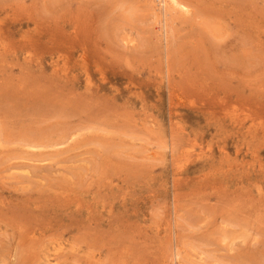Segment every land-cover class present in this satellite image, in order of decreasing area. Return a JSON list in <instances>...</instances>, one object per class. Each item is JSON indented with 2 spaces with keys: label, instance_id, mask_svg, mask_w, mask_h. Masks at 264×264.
<instances>
[{
  "label": "rangeland",
  "instance_id": "rangeland-1",
  "mask_svg": "<svg viewBox=\"0 0 264 264\" xmlns=\"http://www.w3.org/2000/svg\"><path fill=\"white\" fill-rule=\"evenodd\" d=\"M179 1L0 0V264H264V0Z\"/></svg>",
  "mask_w": 264,
  "mask_h": 264
},
{
  "label": "bare ground",
  "instance_id": "bare-ground-1",
  "mask_svg": "<svg viewBox=\"0 0 264 264\" xmlns=\"http://www.w3.org/2000/svg\"><path fill=\"white\" fill-rule=\"evenodd\" d=\"M161 2H162V13H163V16H164V19L168 16V14H169V10L167 9V5L169 6V7H172V8H175V9H178V10H180V11H182V12H187V10H188V6H186L185 4H183L182 2H180L179 0H160ZM160 2V3H161ZM159 3V2H158ZM159 3V4H160ZM161 5V4H160ZM161 8V7H160ZM161 12V11H160ZM165 25H166V20H165V23H164ZM164 25V26H165ZM189 150V149H188ZM173 151V150H172ZM49 258V257H48ZM53 259V258H52ZM49 260V259H48ZM47 260V261H48ZM177 262V261H176Z\"/></svg>",
  "mask_w": 264,
  "mask_h": 264
}]
</instances>
